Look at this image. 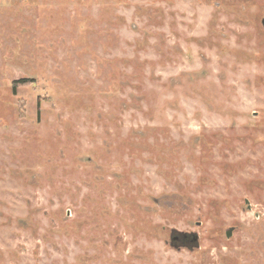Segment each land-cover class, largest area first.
Returning a JSON list of instances; mask_svg holds the SVG:
<instances>
[{
    "label": "rangeland",
    "instance_id": "1",
    "mask_svg": "<svg viewBox=\"0 0 264 264\" xmlns=\"http://www.w3.org/2000/svg\"><path fill=\"white\" fill-rule=\"evenodd\" d=\"M263 19L0 0V264H264Z\"/></svg>",
    "mask_w": 264,
    "mask_h": 264
},
{
    "label": "flooded vegetation",
    "instance_id": "2",
    "mask_svg": "<svg viewBox=\"0 0 264 264\" xmlns=\"http://www.w3.org/2000/svg\"><path fill=\"white\" fill-rule=\"evenodd\" d=\"M262 21H264V19ZM11 88H12V86H11ZM171 237H172V242L174 244H181V242H179V238L180 237H183L184 239H187L190 244L195 242V237L192 234H184V233L183 234H177V233L174 232V233L171 234Z\"/></svg>",
    "mask_w": 264,
    "mask_h": 264
},
{
    "label": "trees",
    "instance_id": "3",
    "mask_svg": "<svg viewBox=\"0 0 264 264\" xmlns=\"http://www.w3.org/2000/svg\"><path fill=\"white\" fill-rule=\"evenodd\" d=\"M19 83V81H14L12 84V89H15L16 84Z\"/></svg>",
    "mask_w": 264,
    "mask_h": 264
},
{
    "label": "water",
    "instance_id": "4",
    "mask_svg": "<svg viewBox=\"0 0 264 264\" xmlns=\"http://www.w3.org/2000/svg\"><path fill=\"white\" fill-rule=\"evenodd\" d=\"M264 22V21H263Z\"/></svg>",
    "mask_w": 264,
    "mask_h": 264
}]
</instances>
